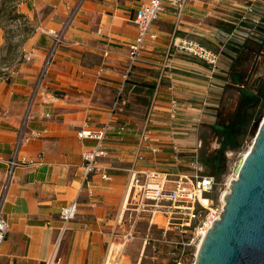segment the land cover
<instances>
[{"label":"crops","instance_id":"crops-1","mask_svg":"<svg viewBox=\"0 0 264 264\" xmlns=\"http://www.w3.org/2000/svg\"><path fill=\"white\" fill-rule=\"evenodd\" d=\"M145 1L84 0L37 88L51 45L37 27L59 28L66 8L64 0L17 4L34 30L22 45L21 58L0 66V188L24 116L26 131H45L19 148L20 156L40 163L13 169L3 204L7 233L0 264H104L111 231L122 221L130 191L143 181V172L176 173L186 166L176 162L174 146L181 156L197 153L202 110L215 105L209 100L223 86L222 65L214 68L200 58L168 52V46L186 36L207 47L227 48L218 32L230 29L223 30L224 22L241 21L245 5L242 0H188L178 16L166 4L150 29L156 37L146 39L129 69L133 20ZM2 45L0 28V54ZM172 96L179 102L174 119L168 116ZM151 105V142L139 146ZM103 122L109 124L107 155L98 158L87 185L81 154L91 141L79 138L77 131ZM122 124L127 128L119 134ZM72 201L76 214L64 223L60 209Z\"/></svg>","mask_w":264,"mask_h":264},{"label":"rangeland","instance_id":"rangeland-1","mask_svg":"<svg viewBox=\"0 0 264 264\" xmlns=\"http://www.w3.org/2000/svg\"><path fill=\"white\" fill-rule=\"evenodd\" d=\"M19 1L21 0H0V28L3 33L0 66L3 67L13 65L21 58L22 45L34 30L31 22L18 11ZM242 1L244 5L251 2L255 4V15L247 16L244 21L239 20L234 24H222L223 30H232L239 24L244 26L248 34L245 40L225 41L228 45L226 50H222L220 46L209 45L222 57V73L219 76L223 78L224 83L217 93L218 97L209 100L215 105H204L203 121H200L198 127L199 147L196 154L199 171L214 178L213 187L203 197L211 200V213L218 216L224 206L223 194L230 191V182L237 175L235 169L250 148L254 137L253 123L264 105V99L255 96L263 86L264 80V3L260 0ZM132 68L133 65L130 69ZM253 104L255 105L252 106ZM233 122L235 132H228L227 139H238L241 132L245 136L237 146L225 149L223 155L227 167L220 176H216L213 172L220 170V159L207 163L208 159L205 157L220 147L218 133L222 125ZM179 169L181 172L189 171L184 165L179 166ZM170 178L176 179L177 176ZM131 190L125 204L124 217L111 231L110 240L106 244L105 261L119 264H173L181 249L185 247L188 252L185 263L193 264L199 241L186 245L190 242L192 234L179 226L181 220L176 218L179 215L175 214L177 209L172 208V201L166 197H160L158 200L146 198L142 196L141 188L136 183ZM196 206L201 217L207 209L205 211L203 205L198 203ZM169 211L172 213L169 214Z\"/></svg>","mask_w":264,"mask_h":264},{"label":"built area","instance_id":"built-area-1","mask_svg":"<svg viewBox=\"0 0 264 264\" xmlns=\"http://www.w3.org/2000/svg\"><path fill=\"white\" fill-rule=\"evenodd\" d=\"M188 0H147L140 4L138 7L135 17L134 24L136 27V36L134 40L128 46V68L130 69L133 64L139 59L141 51L144 47V43L147 38H155L156 35L150 31L153 22L157 19L158 14L162 11L166 4L175 10L179 16L186 5ZM84 0H64L66 8V16L57 29L55 28H44L38 26L37 29L43 34L48 35L51 38V45L47 50L43 64L41 66L39 76L36 83V88L42 81L48 67L50 66L56 51L60 44L63 42L64 35L73 22L75 16L80 11V8ZM256 6L254 3H249L244 6V15L241 21H244L247 16L255 15ZM257 22L256 20H252ZM218 34L230 42H241L246 39L247 33L244 26L240 24L235 26L232 30L219 31ZM180 52L189 56L197 57L205 61L207 64L216 68L219 67L222 62V57L219 52L208 48L201 44L195 39L183 36L176 37L172 40L168 46V52ZM6 79L8 77H5ZM172 88V86H170ZM32 100V98H31ZM31 102V101H30ZM178 100L177 97L172 96L168 104V116L170 119H174L178 112ZM154 109L153 106H149L147 109L144 123L139 132V146H149L151 124L153 122ZM26 118L24 116L17 138L14 144L13 152L10 158L7 160L6 176L2 182L0 188V244L4 241L7 233V223L3 215V204L7 188L9 186L11 175L15 166L20 163L39 164L40 160H28L23 156L19 155V148L23 142L29 141L34 138H39L45 130L37 131L30 130L26 131ZM109 124L103 122L101 125L96 127H81L77 131L79 138L84 140H90L91 144L86 146L82 151L83 170L85 173V182L88 184L87 176L94 169H96V162L98 158L107 155V149L105 147V140ZM127 128V124H122L117 128V132L120 134ZM155 147L152 148L154 150ZM176 151V162L181 160L189 168L188 172L178 171L176 173H168L167 171H161L158 169H148L143 172V181L138 185L141 188L142 196L158 200L160 197H166L172 201V208H175V214H178L177 219L181 222L179 226L184 230L192 234L189 245L191 242L198 240L200 242L202 236L206 230L211 226L212 222L219 218L218 215L211 213L212 209L209 207L211 200L207 199V204H202L201 197L205 196L207 192L211 190L214 185L213 176L201 174L199 171V163L196 153H190L189 155L181 156L180 151L174 146ZM170 176H177L176 179L170 178ZM102 178L108 179L109 176L106 173H102ZM173 183L174 185H169ZM88 193L92 194L91 189L88 188ZM177 203V204H176ZM197 203L203 205V208L207 211L200 217V211L197 209ZM77 210V203L72 201L71 203L64 205L60 209V218L64 223L71 220ZM204 212V210H201ZM172 211H169L171 214ZM169 223V220L167 221ZM188 252L185 247L181 249L179 255L174 259L173 264H186ZM104 264H119L117 262H109L106 260Z\"/></svg>","mask_w":264,"mask_h":264},{"label":"water","instance_id":"water-1","mask_svg":"<svg viewBox=\"0 0 264 264\" xmlns=\"http://www.w3.org/2000/svg\"><path fill=\"white\" fill-rule=\"evenodd\" d=\"M252 133L222 212L202 236L193 264H264V107Z\"/></svg>","mask_w":264,"mask_h":264},{"label":"trees","instance_id":"trees-1","mask_svg":"<svg viewBox=\"0 0 264 264\" xmlns=\"http://www.w3.org/2000/svg\"><path fill=\"white\" fill-rule=\"evenodd\" d=\"M0 12H1V8H0ZM255 96L257 98H259V97L261 98L262 97L264 99V83H263V86L258 91V93L255 94ZM254 105L255 104H253L252 106H254ZM263 107H264V105L262 106V108ZM227 124L225 123V125H222V129L218 133V135H219V141H220V144H221L220 147L217 150H214L212 153L211 152L208 153L207 156L205 157L206 159H208V162L207 163H210V161L213 162V160L220 159L219 160V168H220V170L213 172L216 176H220L225 171V169L227 167L226 166V158L223 155L225 149H227V148H233V147L237 146L238 143L240 141H242L243 140V137L245 136L244 133L241 132L242 134L240 133L238 139L236 137H234L232 140L229 141L227 139L228 132H232L233 133V132H235V129H234V125H233L234 122L231 123V124H228V125ZM208 168H210L209 165H208Z\"/></svg>","mask_w":264,"mask_h":264},{"label":"bare ground","instance_id":"bare-ground-1","mask_svg":"<svg viewBox=\"0 0 264 264\" xmlns=\"http://www.w3.org/2000/svg\"><path fill=\"white\" fill-rule=\"evenodd\" d=\"M245 154H246V153H245ZM245 154H244V155H245ZM240 163H241V160H240V162H239L237 168L235 169L236 174H237V170H238V167H239ZM236 176H237V175H236ZM234 179H235V178H234ZM230 185H231V182H230ZM224 194H225V193H224ZM224 194H223V196H224ZM201 201L203 202V204H207V199H206L205 197H201ZM199 243H200V242H199ZM198 246H199V244H198Z\"/></svg>","mask_w":264,"mask_h":264},{"label":"flooded vegetation","instance_id":"flooded-vegetation-1","mask_svg":"<svg viewBox=\"0 0 264 264\" xmlns=\"http://www.w3.org/2000/svg\"><path fill=\"white\" fill-rule=\"evenodd\" d=\"M264 79V78H263ZM264 83V80L262 81Z\"/></svg>","mask_w":264,"mask_h":264}]
</instances>
